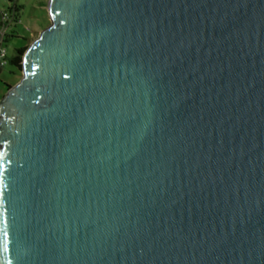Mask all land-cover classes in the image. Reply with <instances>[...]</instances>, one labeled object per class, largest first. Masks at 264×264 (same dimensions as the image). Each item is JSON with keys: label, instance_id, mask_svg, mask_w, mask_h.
Masks as SVG:
<instances>
[{"label": "water", "instance_id": "obj_1", "mask_svg": "<svg viewBox=\"0 0 264 264\" xmlns=\"http://www.w3.org/2000/svg\"><path fill=\"white\" fill-rule=\"evenodd\" d=\"M0 96V264H264V0H48Z\"/></svg>", "mask_w": 264, "mask_h": 264}, {"label": "rangeland", "instance_id": "obj_2", "mask_svg": "<svg viewBox=\"0 0 264 264\" xmlns=\"http://www.w3.org/2000/svg\"><path fill=\"white\" fill-rule=\"evenodd\" d=\"M47 1L0 0V12L3 15L1 21L8 25L0 27V38H6L3 44L7 56L12 55L17 47L29 43L49 24ZM9 27L14 31L13 35H6ZM19 77V72L6 62L0 70V96L5 92L6 84L14 83Z\"/></svg>", "mask_w": 264, "mask_h": 264}, {"label": "trees", "instance_id": "obj_3", "mask_svg": "<svg viewBox=\"0 0 264 264\" xmlns=\"http://www.w3.org/2000/svg\"><path fill=\"white\" fill-rule=\"evenodd\" d=\"M2 16L3 15L0 12V27L8 26L6 22L1 21ZM6 30H7L6 35H13V33H14L13 29L11 30V28L9 27ZM5 40H6V38H0V50L1 49L5 50L3 54H0V70L6 64V62H9L18 71L21 68L22 53L24 52L28 43H26L20 47H17L15 49V52L12 55L7 56L6 55V49H5L4 44H3ZM9 85L10 84H6V88L9 87Z\"/></svg>", "mask_w": 264, "mask_h": 264}, {"label": "built area", "instance_id": "obj_4", "mask_svg": "<svg viewBox=\"0 0 264 264\" xmlns=\"http://www.w3.org/2000/svg\"><path fill=\"white\" fill-rule=\"evenodd\" d=\"M5 27H6V26H5ZM5 27H4V28H5ZM4 51H5L4 49H1V50H0V54H3Z\"/></svg>", "mask_w": 264, "mask_h": 264}]
</instances>
